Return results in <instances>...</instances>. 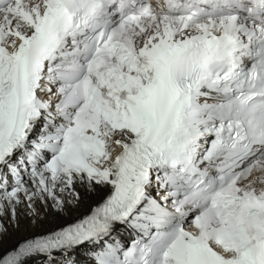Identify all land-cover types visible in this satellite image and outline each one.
<instances>
[{"label": "snow or ice", "instance_id": "6c2138e0", "mask_svg": "<svg viewBox=\"0 0 264 264\" xmlns=\"http://www.w3.org/2000/svg\"><path fill=\"white\" fill-rule=\"evenodd\" d=\"M37 258L264 264V0H0V264Z\"/></svg>", "mask_w": 264, "mask_h": 264}, {"label": "bare ground", "instance_id": "6f19581e", "mask_svg": "<svg viewBox=\"0 0 264 264\" xmlns=\"http://www.w3.org/2000/svg\"><path fill=\"white\" fill-rule=\"evenodd\" d=\"M34 234L33 230L27 228V227H21L19 229H10V235L8 238V245L11 246L13 244H16L20 240L24 238L31 237Z\"/></svg>", "mask_w": 264, "mask_h": 264}]
</instances>
